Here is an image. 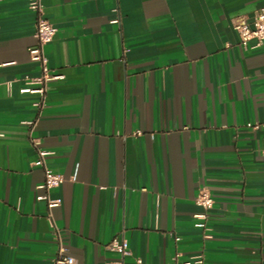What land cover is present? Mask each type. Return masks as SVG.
<instances>
[{"label": "crops", "instance_id": "1", "mask_svg": "<svg viewBox=\"0 0 264 264\" xmlns=\"http://www.w3.org/2000/svg\"><path fill=\"white\" fill-rule=\"evenodd\" d=\"M41 1L63 77L39 109L20 91L40 74L37 14L0 0V264H53L60 246L76 264H264V46L231 22L264 0ZM32 138L64 177L52 209Z\"/></svg>", "mask_w": 264, "mask_h": 264}, {"label": "built area", "instance_id": "2", "mask_svg": "<svg viewBox=\"0 0 264 264\" xmlns=\"http://www.w3.org/2000/svg\"><path fill=\"white\" fill-rule=\"evenodd\" d=\"M29 8L36 12V37L37 44L29 48V54L32 61L37 62L40 66V74L37 76L26 75L24 77L26 85L21 88V92L36 93L38 99L34 102V105L41 109L47 98L49 84L52 80L60 79L63 74L54 72L49 66V60L46 54L45 46L53 40L56 32V27L44 16L43 6L41 0H29ZM233 28L239 33L241 43L244 46H248L251 40H255L254 47L264 46V7L255 12L253 17L247 15H237L231 20ZM32 127L33 121L28 122ZM249 126L253 125L258 127L259 124L248 123ZM140 134L141 131H136ZM33 144L37 147L38 157L35 160L36 165H40L44 169L45 179L41 187L44 189L43 193L37 195V199L45 200L49 209H52L60 204L59 199L51 198V188L58 186L64 180V177L60 173L54 172L47 164V156L51 153L49 150L41 148L40 140L38 138H32ZM196 203L203 207L204 211L195 214L197 221L194 223L196 227L203 229L204 237L209 238L212 236L211 227L208 224V211L213 207L214 198L211 191L202 187L196 196ZM51 216V213H50ZM60 238V236H58ZM176 240H180V236H176ZM109 247L117 250L120 253L127 255L131 251L128 248L126 240L119 241L114 238ZM180 253H177L174 257L175 264H204L203 254H193L185 260H179ZM138 261H140L138 259ZM53 264H76V260L73 256L65 252L63 246L59 247L58 253L54 258Z\"/></svg>", "mask_w": 264, "mask_h": 264}]
</instances>
